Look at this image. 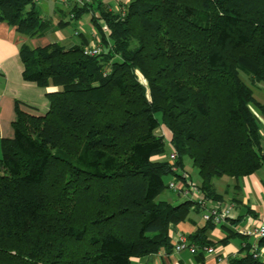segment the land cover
<instances>
[{
  "label": "trees",
  "instance_id": "16d2710c",
  "mask_svg": "<svg viewBox=\"0 0 264 264\" xmlns=\"http://www.w3.org/2000/svg\"><path fill=\"white\" fill-rule=\"evenodd\" d=\"M35 2L0 0V21L44 35ZM118 4L124 14L101 0L71 5L69 20L94 22L98 55L83 54L87 42L20 47L23 78L58 89L43 115L17 109L12 137L0 139V264H131L169 252L170 225L199 207L157 199L184 157L205 200L221 198L213 179L264 169V103L252 88L264 84V0ZM161 126L174 163L155 158L166 150ZM211 225L188 240L209 245ZM244 248L229 264H264Z\"/></svg>",
  "mask_w": 264,
  "mask_h": 264
},
{
  "label": "crops",
  "instance_id": "0c3cea01",
  "mask_svg": "<svg viewBox=\"0 0 264 264\" xmlns=\"http://www.w3.org/2000/svg\"><path fill=\"white\" fill-rule=\"evenodd\" d=\"M101 1L113 5L117 2V0ZM62 2L64 5L66 4L65 10L59 6L54 8L48 30L41 36L29 37L6 21H0V139L12 137V122L16 118L17 109L33 115H43L49 108L47 93L58 89L53 85L40 86L23 78L20 47L24 44L41 47L53 42L68 47L81 42H87L89 45L94 41L89 36L94 27L90 17L86 20L83 19L84 14L74 20L75 29L79 31L78 34L73 33L71 36V33L60 30L66 24L61 20L67 21L65 16L71 9L69 0H62ZM260 96V100H263L264 96ZM256 116L261 125L260 132L264 137V115L259 116L256 113ZM188 176L191 181L192 177L189 174ZM193 184H200L198 172ZM212 184L215 192L221 198L205 200L203 206L198 205V209H192L185 220L171 224L169 234L171 244L180 234H185L188 237L208 223L202 218L206 209L213 205H229L232 208L230 216L218 225L212 224L205 231L209 245L214 248L213 253H205L200 249L195 254L188 250L174 253L172 250L168 252L162 248L155 253L132 258L131 264H229L231 259L245 255L244 247L246 245L252 246L253 244L257 245L258 257L264 262V245H259V240L262 237L246 235L242 232L244 229L254 230L264 222V169L239 178L221 176L213 179ZM175 193L181 196L179 202L194 198L189 193ZM218 256L221 257L219 263L217 262Z\"/></svg>",
  "mask_w": 264,
  "mask_h": 264
},
{
  "label": "built area",
  "instance_id": "2783aa9c",
  "mask_svg": "<svg viewBox=\"0 0 264 264\" xmlns=\"http://www.w3.org/2000/svg\"><path fill=\"white\" fill-rule=\"evenodd\" d=\"M89 1L90 0H69L71 5L78 4L80 6L84 5ZM116 11L120 12L121 14H124L125 7L119 6L118 8H116ZM68 15L70 19L73 18V14L71 12H69ZM103 32L105 34L107 33L106 35H108V29L106 26L103 27ZM78 33L79 31L76 30L75 34ZM90 34L93 37L94 41L92 44H89L83 48V54L88 56H95L102 51V46L100 44L101 41L100 34H98L95 30H92ZM176 158L177 156L175 150L171 149L168 153V160L170 161V163H174ZM176 172L178 173V175H173V178L167 183V187L177 193L185 192L187 194L189 193V195H193L194 198L192 200L194 202H197L198 205L203 206V203L205 201L203 194L199 191L198 187L189 180L188 173L183 170H176ZM231 209L232 208L229 205L228 206L213 205L210 208L206 209V211L202 214V218L205 222L218 225L230 216ZM242 232L246 235L264 237V222L254 230L244 229ZM199 249L202 252L209 254L214 252L213 246L203 245L199 247L194 243L190 242L185 234H180L171 246V250L174 253H179L183 250H188L190 253L195 254L198 252ZM256 249H257L256 244L250 246V252L253 255V257H258V253ZM220 260L221 257L218 256L217 262L219 263Z\"/></svg>",
  "mask_w": 264,
  "mask_h": 264
},
{
  "label": "rangeland",
  "instance_id": "374dc122",
  "mask_svg": "<svg viewBox=\"0 0 264 264\" xmlns=\"http://www.w3.org/2000/svg\"><path fill=\"white\" fill-rule=\"evenodd\" d=\"M35 4H36V7H37L38 11L42 15V17H44V18H46L48 20L53 18V10H54V8H56V6L61 7L63 10H65V8H66V4L64 5V2H62V0H36ZM106 5L108 6V10L110 12L111 11L112 12L116 11V8L119 7L118 0H117V2L114 3V5L116 7L113 4H107L106 3ZM45 7H47L46 9H48V10H46ZM87 18H89V14L85 13L83 15V19L86 20ZM65 19L68 22L64 26H62L60 28V30H63V32H65V33H71L70 35L72 36V34L73 33L75 34V31L78 30V29H75L74 20H69V15H66ZM101 22L102 21L100 20V23ZM91 24L93 25V27H95L94 22L91 21ZM105 26H106L105 23H103L102 26H101L102 27V31H103V27H105ZM89 36H90L91 39L93 38L91 36V34H89ZM107 36L108 35H106V37ZM100 44L102 46V41H100ZM87 45L88 44H86V46ZM135 73H136L137 79L142 83V85H144L146 87L147 83H146L145 78L142 76V74L139 73L138 71H136ZM241 76L243 77L245 82L250 84V82L248 80V77H246L243 74H241ZM252 88H253V92H254L255 98L257 99V96H259L257 100H260V97H261L260 95L264 96V84L256 83L255 85H252ZM260 101L264 102V99L260 100ZM256 113L259 116H261V114L259 112H256ZM157 133L162 135V137L164 138L165 143H166V147H165L166 150H165V153L157 155L155 158H158L160 160H166V159H168L167 158V154L169 152V146H168L169 145V143H168L169 140H168V138L170 137V135H169V132L166 130V128L164 126H161L157 130ZM183 161H184L183 168L192 177L191 181L194 183L195 182V176H196V173H197V168L192 164L191 160L188 157H184ZM172 178H173V175H171V174L164 176L165 183H168ZM180 197H181L180 195H177L174 191H172L171 189H169L167 187V188L164 189V191L161 194H159L157 196V199L158 200L167 199V201H170L171 204L177 205L178 203H180L179 202L180 199H181Z\"/></svg>",
  "mask_w": 264,
  "mask_h": 264
}]
</instances>
